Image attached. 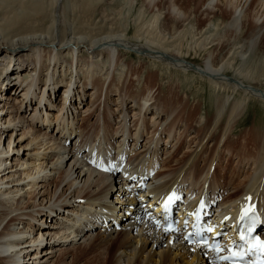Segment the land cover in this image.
I'll return each instance as SVG.
<instances>
[{"label": "bare ground", "instance_id": "1", "mask_svg": "<svg viewBox=\"0 0 264 264\" xmlns=\"http://www.w3.org/2000/svg\"><path fill=\"white\" fill-rule=\"evenodd\" d=\"M15 1L0 0V264H85L92 252L105 264H225L166 233L159 210L149 214L145 186L229 213L251 197L264 214V124L244 118L252 104L264 109L256 72L264 0H144L155 21L169 15V39L140 29L90 39L69 21V0L60 8L61 0ZM190 4L202 36L184 50ZM34 16L43 22L36 30L26 27ZM220 22L225 33L215 35ZM124 52L199 74L220 95L206 113L201 104L185 108L151 83L157 70Z\"/></svg>", "mask_w": 264, "mask_h": 264}, {"label": "rangeland", "instance_id": "2", "mask_svg": "<svg viewBox=\"0 0 264 264\" xmlns=\"http://www.w3.org/2000/svg\"><path fill=\"white\" fill-rule=\"evenodd\" d=\"M19 1L20 0L15 1V2H11V3H13L12 5H14V8L18 7L20 4L24 5V7L29 6L27 0L26 1L24 0V3L23 2L21 3V1L20 2ZM51 1L52 0H49L48 2L50 3ZM96 1L95 0H69V5H70L71 8L67 9V11H66L68 19H69L70 22H72L75 25V27L77 29L81 30L80 32H82L81 33L82 35H84L86 37H89L91 39V37H93V35H97L100 32H106L107 30L109 31L111 29L112 30H116L117 29V31H118L120 29L121 31H126L127 34H129V36L133 37L135 34L137 35V33L141 35L142 32L145 35L146 34V30H148L149 33L147 32V34L145 35L147 37L157 38L158 36H160L157 39H162V38H165L164 36H166V38L169 39V37H170L168 35L169 32L165 31V29L167 30V28H165L163 26V21L168 19L169 15L168 14H162L160 17H158L156 19V21L154 19H152L153 17L151 15L152 14L151 12L153 11L155 5L152 6V5H149L148 3L145 4L144 0H96ZM62 4H63V0H61L59 2L58 7L60 8L62 6ZM193 6H194V4L193 5H191V4L188 5V9L192 8L190 10V14H191V16H193V21H192L193 24L191 23L188 26L189 28L186 27V33L185 32L183 34L180 33L181 36L179 34V36L182 37V40H180L181 38L179 39L180 42L182 41L181 42L182 45L185 44V45L181 46V48L182 47L185 48L184 50H187L189 45H190L189 47H191L193 45H197L196 42L200 43V39H201V36H202V35H200V32L198 30V25H197V23L199 22L200 19L196 16L197 15V13H196L197 10H195L196 6H194V7ZM48 7H49L48 8V13H47L48 15L46 14V16L44 17L45 18V22L44 23H45V25H47L49 23L47 26H50V22L52 20L51 19L52 15H50V14H52L53 10H52V6L50 4L48 5ZM59 8L57 9V11H59ZM193 10H195V11L193 12ZM9 11H10V9H5L4 10L5 13H8ZM70 13H73V15L70 14ZM42 16H44V14H42ZM39 18H41V17L34 16L32 18L34 20H32L29 23V25H32L33 27L32 26H29V27L26 26V27L29 28V29L35 28V30H36V29L40 28L41 26H43V22L39 21ZM55 18H57V20H56L57 29L61 30L60 29L61 25H60L59 13L58 14L56 13ZM151 22H152V26L153 27H151ZM161 22H162V24H161ZM204 22H206V19H202V23H204ZM145 23L147 25H145ZM149 24H150V27L148 29L146 28L144 30V28L143 29L140 28V27H143L144 25L148 26ZM196 25H197V27H196ZM193 26H194V28H193ZM222 26L224 27V25L221 22L217 23L215 26H213V28H215V30H214L215 35L216 34H221L223 32V27ZM151 28H152V30H151ZM139 29L142 31L141 33L139 32L140 31ZM194 29H195V31H194ZM149 30H151V32L154 33L155 36L153 34H152L153 36L150 35L151 32ZM243 30H244V32H247L245 29H243ZM179 31L183 32L184 31L183 27H180ZM157 32H158V34H157ZM223 33H225V32H223ZM161 34H162V36H161ZM167 35L169 37H167ZM185 36H186V38H185ZM177 38H178V36H177ZM177 38L175 36V39L178 41ZM1 39L3 41V39H5V38H1ZM196 39H198V41ZM261 41L263 42V44H262ZM261 41H260V43L257 46L258 47V51H257L258 58L261 57L262 54L264 53V40H261ZM139 43L145 44L144 42H139ZM178 46L180 47L179 44H178ZM199 49H200V47L197 48L198 52H201V51H199ZM261 51H263V52H261ZM124 53H126V56H125L126 60H130L131 59V60H133V62L135 60L134 63H139L140 62L141 66L146 67L147 70H152V68H154V70H157V78L153 77L151 79V83L154 84V85H158V87L161 88L162 94L170 96L171 98L174 99L175 103H177V104L181 103L180 105H182L185 108H188L187 104H189L188 106H191L193 104H201L203 106V113H206V110H208L207 105H208L209 101L211 103V101H213L215 98H217L220 95L217 92H215L214 89H211V87L208 85L207 80L202 78L199 74H194L193 75V73L184 72L182 70H180V72H179L178 69L174 70V68H172V67H171L172 68L171 69L170 66H167L165 63L155 62V61L153 62V60H150V59H148L146 57H143V56L138 55V54L133 53V52H129V53L124 52ZM201 53H203V52H201ZM197 57H198L197 58L198 61H196V62L198 64H202V57L201 56L200 57L197 56ZM136 58H137V60H136ZM150 62L151 63H156L157 65L154 66ZM68 64H70V63H67L66 66ZM151 66H152V68H151ZM163 66H164V68L165 67L166 68L164 69ZM256 66H257L256 72L258 73V76H259V80H257V82H260V85H259L260 87L259 88L264 90V86H262V85H264V80H263L264 79V60H259V62L257 61L256 62ZM160 69L164 73L162 71H160ZM147 70H146V72H144V71L142 72L139 69L137 71L141 72V74H143V76L146 77L147 76ZM177 72H178V75H177ZM186 74H188V76H190V75L192 76V77L190 76L191 80H188V77H187ZM228 75L231 76L230 74H228ZM133 78H134L133 76H130L128 84H132L133 83V81H134ZM260 79H262V81ZM159 80H160V82H159ZM144 81H143V83H141V86L144 84ZM192 81H194V82H192ZM189 82H192V83H189ZM183 83H184V85H183ZM256 86H258V84ZM223 96H225V95H223ZM28 105H29V107H32L34 105V103L27 104V105H25V107H27ZM213 112H214V109H213ZM61 115L62 114H60L57 110L54 109L53 117L50 118V122L58 123V122H53V121H54L55 117L61 116ZM244 118H247L249 126H251L253 122H255L256 124H259V126H261L262 124H264V109H262L258 105V103L257 104H252V106L249 108L248 113L246 114V116ZM244 126H246V125H243V127ZM237 130H238L237 132H240V134L238 136H243L244 135V134L242 135V133H241L242 132L241 128H238ZM49 134H52V132H49ZM116 181H118V180H116ZM227 189H228V191L232 192L231 188H227ZM133 207H135V206H133ZM60 215H62V213L60 214L57 211V213L54 216V220L58 221L60 219ZM129 216H130V214H129ZM44 222L46 223L45 220H44ZM165 245H166V243L164 244V246ZM105 261L106 260H103L101 254L94 253V252H92V254L90 256L88 255L85 258V260H83V262L85 264H105Z\"/></svg>", "mask_w": 264, "mask_h": 264}]
</instances>
